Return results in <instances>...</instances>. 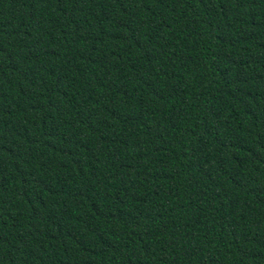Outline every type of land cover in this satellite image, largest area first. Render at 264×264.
I'll return each instance as SVG.
<instances>
[{
	"label": "trees",
	"instance_id": "obj_1",
	"mask_svg": "<svg viewBox=\"0 0 264 264\" xmlns=\"http://www.w3.org/2000/svg\"><path fill=\"white\" fill-rule=\"evenodd\" d=\"M0 264H264V0H0Z\"/></svg>",
	"mask_w": 264,
	"mask_h": 264
}]
</instances>
